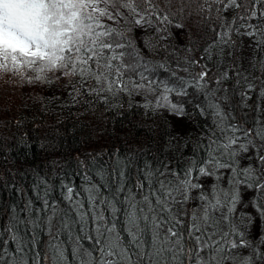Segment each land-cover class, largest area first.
<instances>
[{
  "label": "snow or ice",
  "instance_id": "snow-or-ice-1",
  "mask_svg": "<svg viewBox=\"0 0 264 264\" xmlns=\"http://www.w3.org/2000/svg\"><path fill=\"white\" fill-rule=\"evenodd\" d=\"M0 72L208 125L187 157L88 153L79 190L59 176L66 206L36 174L42 207L10 208L0 264H264V0H0Z\"/></svg>",
  "mask_w": 264,
  "mask_h": 264
},
{
  "label": "trees",
  "instance_id": "trees-1",
  "mask_svg": "<svg viewBox=\"0 0 264 264\" xmlns=\"http://www.w3.org/2000/svg\"><path fill=\"white\" fill-rule=\"evenodd\" d=\"M174 31L176 42L183 45L184 32ZM69 91L62 80L28 83L0 72V225L7 223L10 208H23L29 199L34 207H42L36 174L54 185L50 198L66 206L59 176L71 180L79 190L84 181L76 165L88 153H102L104 159L117 150L122 155L136 151L148 159L187 157L196 137L208 126L202 117L190 120L166 111L149 113L140 106L143 98L139 96L131 108L105 111L102 105L73 104ZM253 116L248 111L243 118L251 122ZM52 161L61 165L55 169V178ZM251 195L246 193L245 201ZM246 210L253 211L250 206ZM49 240L46 233L41 234L38 248L42 252ZM68 254L71 259L70 250Z\"/></svg>",
  "mask_w": 264,
  "mask_h": 264
}]
</instances>
